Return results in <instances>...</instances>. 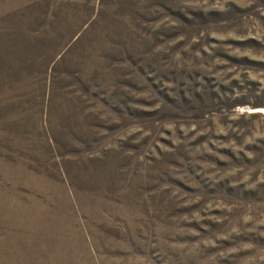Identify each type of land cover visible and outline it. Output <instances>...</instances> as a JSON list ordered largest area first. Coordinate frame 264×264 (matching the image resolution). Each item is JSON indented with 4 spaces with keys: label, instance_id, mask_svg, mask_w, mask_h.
<instances>
[{
    "label": "rangeland",
    "instance_id": "1",
    "mask_svg": "<svg viewBox=\"0 0 264 264\" xmlns=\"http://www.w3.org/2000/svg\"><path fill=\"white\" fill-rule=\"evenodd\" d=\"M0 264H264V0H0Z\"/></svg>",
    "mask_w": 264,
    "mask_h": 264
}]
</instances>
